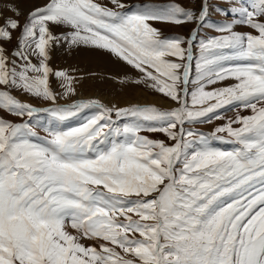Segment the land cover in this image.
<instances>
[{"label": "snow or ice", "instance_id": "snow-or-ice-1", "mask_svg": "<svg viewBox=\"0 0 264 264\" xmlns=\"http://www.w3.org/2000/svg\"><path fill=\"white\" fill-rule=\"evenodd\" d=\"M199 2L46 0L0 25V111L22 121L0 116V264H264V0L216 7L232 16L216 25ZM157 23L197 27L185 38ZM206 25L218 35L199 40L191 80ZM60 47L111 55L140 74L121 83L177 106L59 104L80 79L50 66ZM84 110L95 111L77 126L36 131L41 113L63 122ZM219 120L207 134L192 127Z\"/></svg>", "mask_w": 264, "mask_h": 264}, {"label": "rangeland", "instance_id": "rangeland-1", "mask_svg": "<svg viewBox=\"0 0 264 264\" xmlns=\"http://www.w3.org/2000/svg\"><path fill=\"white\" fill-rule=\"evenodd\" d=\"M20 1H24V0H0V6L1 7L3 6L2 11H0V25H3L5 21L9 18L19 20L21 24L26 22L30 11H32L35 7L31 9L27 7V10L24 8L26 10L24 11L23 7L20 8V5H19ZM209 1H212V3L214 4V5H211V9L214 6L216 9V5L221 6L220 8L225 9V10L229 9L232 6H240L239 3H236L238 0H209ZM248 1H252V0H248ZM98 2L107 4L108 0H98ZM123 2L126 4L152 3V4H159V5L160 4L166 5V4L175 2V3H180L182 6H184L185 8H189V9H199L200 7L199 0H123ZM217 12L218 11L215 10L216 15L213 14L215 16H209L207 24L216 25L214 23L211 24L213 21H216L219 24L223 22L231 21V20L230 21L227 20L231 18L229 15L225 16L221 14L220 12L217 14ZM154 26L159 28L164 33L165 36L180 35V36H184L185 38H187L189 37L190 32L194 29V26H196V24L185 23L182 25H171V24L157 23V24H154ZM235 30L241 31V32L252 31V29L244 27V26H237ZM13 35L18 36L19 31L18 30L15 31ZM216 35H218V33L214 31V28L211 26L207 30H205V28L204 30L200 29L199 36L196 42V46L194 47V51H193V56H194L193 61H192L194 65V68L192 65L193 70L196 69L197 59L200 56L199 40L207 39V38H210ZM15 44H16V41L13 40L12 44L8 45V48L10 50L14 49ZM92 53H95V51L89 50V49H83V48L74 49L71 51H69L66 47H60V48L53 49L51 53L52 58L49 61L50 66L54 70H68L70 74L75 75L78 78H80L79 82L76 83L75 85L76 95L67 97V98L65 97L59 98L58 99L59 104L67 105L68 103L71 104L73 102H76L77 100H82V99L75 98V96H77L78 93L80 92L82 94H86L87 92L93 91L99 95L110 96V98L116 102L117 101L123 102L127 98L136 97V95H139L142 98H147V97L161 98V99L166 100L167 102H170V106L174 105V103L171 100L163 97L161 94L153 92L150 88H147L144 85H134L129 82L121 83V81H128L131 79L138 78L140 74L136 70H134L131 66L121 61L116 60L111 55L100 52L101 54H104L110 57V59L94 60V59L81 58V57H84V55L86 54L88 56L89 54H92ZM77 57H80L81 59H77ZM106 63L108 67L106 66ZM196 77L197 76H195L193 80H195ZM50 85L54 91L56 92L61 91V89L59 88V83L54 77H50ZM191 87H194V85H190V88ZM84 91L86 92L83 93ZM12 94L16 98L20 99L22 102H28L37 107L52 106L50 102H45L40 98L31 97L30 95L23 93L20 90H12ZM85 98L86 100L99 99V98H93L90 96H85ZM99 100L102 101L103 104L108 106L105 100H101V99ZM2 112L4 113L2 116H5L7 119L11 121H14L16 119L17 120L16 122H22L20 118L9 115L8 113L4 111ZM92 112L93 111L88 110V113H86V110H84L82 114H79L76 117H78L81 120V118H85L86 116L90 115ZM242 114H247V113H242ZM234 115H235L234 111L226 112V116L228 117H232ZM24 119H27V118L25 117ZM35 119L36 118H34V120ZM52 119L54 118L51 117L49 114H46V113L39 114V117H38L39 126L36 127V131L40 136L46 135L45 128L54 127L53 125L50 126ZM69 120H72V119L70 118ZM81 122L71 121L70 126L72 127L77 126L76 124H80ZM224 122L225 121L223 120H219V121H213L212 123L195 124V125H192V127L198 132L207 134V133L212 132L218 124H222ZM68 128H71V127H68ZM145 134L149 135L153 139H166V137H164L162 134H159V133H145ZM214 143L215 144L220 143V145H217V147H220L223 149H230L234 147L231 144H225V143H221L218 141ZM87 243H91V242L89 241Z\"/></svg>", "mask_w": 264, "mask_h": 264}, {"label": "bare ground", "instance_id": "bare-ground-1", "mask_svg": "<svg viewBox=\"0 0 264 264\" xmlns=\"http://www.w3.org/2000/svg\"><path fill=\"white\" fill-rule=\"evenodd\" d=\"M45 2H46V0H24V1H20L19 2V5H20V8L23 7V9L25 8L27 10V7H29L31 9V8L36 7V6H39V5H41L42 3H45ZM2 9H3V6L2 7L0 6V11H2ZM25 9H24V11H26ZM81 58L94 59V60H96V59L97 60H99V59H110V57H108V56H106L104 54H101L100 52H96V51H95V53L89 54L88 56L86 54V55H84V57H81ZM81 58L80 57H77V59H81ZM106 66L108 67L107 63H106ZM85 92L86 91H84L83 93H85ZM85 96H90V97H93V98H99L101 100H105V102L108 104V106H112L113 104H115L117 106H126V105H130L132 103H156V104H161L162 106H164V105L165 106H170V102H167L164 99L157 98V97L142 98L139 95H136V97L127 98L123 102L122 101H117L116 102L113 99H111L110 96L99 95V94H96L93 91L92 92H87L86 94H82L80 92V93H78L77 96H75V98H77V99H83V98H85Z\"/></svg>", "mask_w": 264, "mask_h": 264}]
</instances>
